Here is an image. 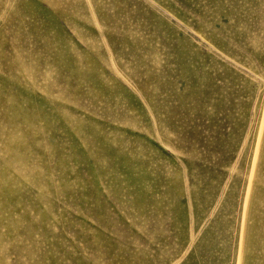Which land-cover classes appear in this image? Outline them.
<instances>
[{
	"label": "rangeland",
	"instance_id": "rangeland-1",
	"mask_svg": "<svg viewBox=\"0 0 264 264\" xmlns=\"http://www.w3.org/2000/svg\"><path fill=\"white\" fill-rule=\"evenodd\" d=\"M0 264H264V0H0Z\"/></svg>",
	"mask_w": 264,
	"mask_h": 264
}]
</instances>
